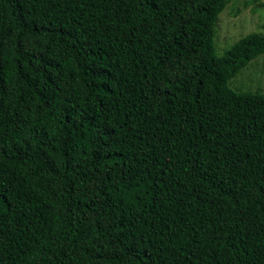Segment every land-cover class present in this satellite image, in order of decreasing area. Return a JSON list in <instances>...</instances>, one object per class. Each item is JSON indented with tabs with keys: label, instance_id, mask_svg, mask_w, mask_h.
<instances>
[{
	"label": "trees",
	"instance_id": "1",
	"mask_svg": "<svg viewBox=\"0 0 264 264\" xmlns=\"http://www.w3.org/2000/svg\"><path fill=\"white\" fill-rule=\"evenodd\" d=\"M231 2L0 0V264H264V92L231 85L264 30L219 54Z\"/></svg>",
	"mask_w": 264,
	"mask_h": 264
},
{
	"label": "rangeland",
	"instance_id": "2",
	"mask_svg": "<svg viewBox=\"0 0 264 264\" xmlns=\"http://www.w3.org/2000/svg\"><path fill=\"white\" fill-rule=\"evenodd\" d=\"M264 2V0H263ZM244 0H233L220 14L218 31L215 38L216 48L219 54L231 46L240 37L257 31L264 30V5L251 10V6L245 8ZM241 8L238 15H234ZM231 85L237 90L264 92V54L252 60L242 71L236 75Z\"/></svg>",
	"mask_w": 264,
	"mask_h": 264
}]
</instances>
